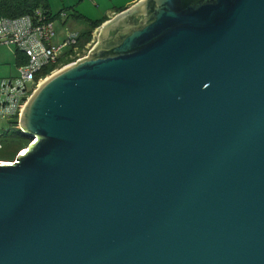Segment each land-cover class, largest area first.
Returning <instances> with one entry per match:
<instances>
[{
	"label": "water",
	"instance_id": "1",
	"mask_svg": "<svg viewBox=\"0 0 264 264\" xmlns=\"http://www.w3.org/2000/svg\"><path fill=\"white\" fill-rule=\"evenodd\" d=\"M46 78L0 165V264H264V0H139Z\"/></svg>",
	"mask_w": 264,
	"mask_h": 264
},
{
	"label": "built area",
	"instance_id": "2",
	"mask_svg": "<svg viewBox=\"0 0 264 264\" xmlns=\"http://www.w3.org/2000/svg\"><path fill=\"white\" fill-rule=\"evenodd\" d=\"M60 18L65 21L66 13H61ZM54 36L50 17L40 9L16 19L0 17V46L11 47L26 59L25 64L19 66L15 77L0 81V117L15 119V122H18L30 95L48 77H41L42 71L47 67H56L63 55L66 59H82L81 56L94 41L80 53L78 32L70 31L60 46L53 45ZM66 49L67 52H64ZM17 126L18 124H15V129H18ZM2 150L0 141V152ZM25 151L27 150L19 151L17 156ZM14 163L0 161V165Z\"/></svg>",
	"mask_w": 264,
	"mask_h": 264
},
{
	"label": "rangeland",
	"instance_id": "3",
	"mask_svg": "<svg viewBox=\"0 0 264 264\" xmlns=\"http://www.w3.org/2000/svg\"><path fill=\"white\" fill-rule=\"evenodd\" d=\"M129 1L130 0H46L47 7H45L44 4H41L39 8L40 10H45L49 12L50 16L52 17L51 21L55 33L52 43L54 46H60L70 31L84 32L91 22H95L105 17H110L109 14H111L115 10H119L123 8L122 6L127 5L128 4L127 2ZM61 13H66L67 15L65 23L64 20L60 18ZM78 15L79 17H84L85 21L83 19V21H79L77 24L73 25V28L72 27L70 28L72 17L75 18V16L78 17ZM70 18L71 20H68ZM96 30L97 29H95L92 33V37L94 41L90 45L91 48L96 43V35H97ZM90 47L88 50L85 51L84 55H82L81 57H85L88 54V52L91 49ZM0 50L3 51L0 54V69H2V71L0 72V76L2 77L3 74H8L7 72L8 68L12 69L13 67L12 62L13 63L15 62L14 61L15 54L13 48H9L6 46H0ZM64 52H67V49ZM76 60H77L76 58L73 59L63 58V60L61 59L57 64L56 69L52 71L51 75L59 71L60 69L64 68L65 66L76 62ZM11 72L12 75L8 74L6 76L7 77L14 76L16 73L15 70ZM51 75H49L48 77H50ZM14 128H15V119H7L4 117H0V141H2V146H3V150L0 153V158H2V156L11 154L14 148V143L12 142V138H9L8 136L10 133L15 132ZM8 132L10 133L8 134ZM18 140L19 139L17 137L13 138V141H18Z\"/></svg>",
	"mask_w": 264,
	"mask_h": 264
},
{
	"label": "trees",
	"instance_id": "4",
	"mask_svg": "<svg viewBox=\"0 0 264 264\" xmlns=\"http://www.w3.org/2000/svg\"><path fill=\"white\" fill-rule=\"evenodd\" d=\"M41 4H44V6L47 7L46 0H0V17L16 19V18H20L26 15H30L35 10H39L40 9L39 7ZM42 11L46 12V14L50 17V20H52V17L50 16L49 12L45 10H42ZM105 21H107L106 18L99 20V21L91 22L89 24L90 26L89 29L80 34L79 41H78V50L80 53L93 40V37H92L93 31L99 28ZM16 53L21 55V53L17 51ZM64 57L65 55H63L61 59L63 60ZM25 62H26V59L24 61V64ZM54 69H56V67H47L42 71L40 76L41 77L49 76ZM15 124H17V122H15ZM14 131L15 132L13 133L8 132V134L10 133L8 135L9 138H12V142L14 143V148L11 154L2 156V158H0L1 162H8V163L13 162L16 158L17 152L26 150L28 145L31 142L29 138L22 135L18 129L14 128ZM16 137L19 140L13 141V138H16Z\"/></svg>",
	"mask_w": 264,
	"mask_h": 264
},
{
	"label": "crops",
	"instance_id": "5",
	"mask_svg": "<svg viewBox=\"0 0 264 264\" xmlns=\"http://www.w3.org/2000/svg\"><path fill=\"white\" fill-rule=\"evenodd\" d=\"M137 1H139V0H130L129 2H127L128 4L127 5H125V6H122L123 8H121V9H119V10H115V11H113L111 14H109L110 15V17H105L106 18V20H109L110 18H112V17H114L116 14H118L119 12H121L122 10H125L126 8H128V7H130L131 5H133L134 3H136ZM123 4V3H122ZM122 4H119V5H122ZM83 19H84V21H85V18L84 17H80L79 18V15H78V17L77 16H75V18H73L72 17V20H71V18L70 19H68V20H71V24H70V28L72 27L73 28V25H75V24H77L79 21H83ZM104 19V18H103ZM100 20H102V19H100ZM97 21H99V20H97ZM66 21H64V23H65ZM69 22V21H68ZM89 27L90 26H88L86 29H85V31H87L88 29H89ZM84 31V32H85ZM79 34H81V33H83V32H81V31H77ZM9 48H11V47H9ZM3 51L2 50H0V54L2 53ZM14 63L12 62V64H13V67H12V69L10 68H8V70H7V72H8V74H11L12 72L11 71H13V70H15L16 71V73H15V75L14 76H10V77H7L6 75H8V74H3V76L0 78V81L2 80V79H5V78H12V77H15L16 75H17V72H18V68H19V66L20 65H23L24 64V61H25V58L22 56V55H19L18 53H16V51L14 50ZM2 71V69H0V72ZM5 75V76H4ZM12 75V74H11Z\"/></svg>",
	"mask_w": 264,
	"mask_h": 264
},
{
	"label": "bare ground",
	"instance_id": "6",
	"mask_svg": "<svg viewBox=\"0 0 264 264\" xmlns=\"http://www.w3.org/2000/svg\"><path fill=\"white\" fill-rule=\"evenodd\" d=\"M22 155V154H21ZM11 163H13V162H11ZM3 165V164H2ZM5 166H11V165H13V164H4Z\"/></svg>",
	"mask_w": 264,
	"mask_h": 264
}]
</instances>
